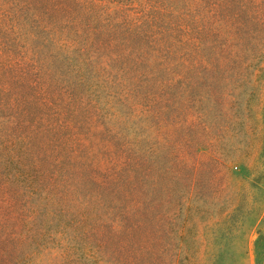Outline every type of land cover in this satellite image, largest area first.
Listing matches in <instances>:
<instances>
[{
    "label": "rangeland",
    "instance_id": "1",
    "mask_svg": "<svg viewBox=\"0 0 264 264\" xmlns=\"http://www.w3.org/2000/svg\"><path fill=\"white\" fill-rule=\"evenodd\" d=\"M0 264H264V0H0Z\"/></svg>",
    "mask_w": 264,
    "mask_h": 264
}]
</instances>
